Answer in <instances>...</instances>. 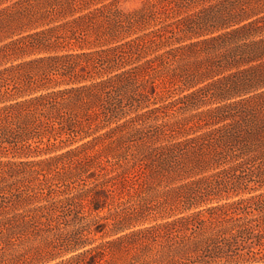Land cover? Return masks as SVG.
<instances>
[{"label": "trees", "instance_id": "16d2710c", "mask_svg": "<svg viewBox=\"0 0 264 264\" xmlns=\"http://www.w3.org/2000/svg\"><path fill=\"white\" fill-rule=\"evenodd\" d=\"M0 264H264V0H0Z\"/></svg>", "mask_w": 264, "mask_h": 264}]
</instances>
